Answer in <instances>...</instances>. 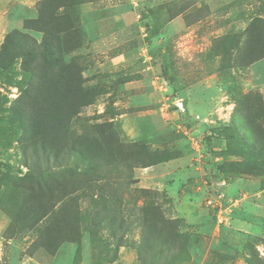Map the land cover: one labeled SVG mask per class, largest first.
I'll return each instance as SVG.
<instances>
[{"label":"rangeland","instance_id":"374dc122","mask_svg":"<svg viewBox=\"0 0 264 264\" xmlns=\"http://www.w3.org/2000/svg\"><path fill=\"white\" fill-rule=\"evenodd\" d=\"M82 1L92 4L59 11L72 30L53 56L80 67L92 96L71 130L98 138L111 126L112 151L99 169L73 155L67 168L41 157L29 170L21 61L0 66V264H141L139 246L143 264H165L176 250L155 230L168 220L185 241L171 264H264V116L250 107L258 94L264 108V59L244 66L264 0ZM23 21L0 27V46ZM176 96L188 116L176 112ZM90 180L99 193L73 191ZM59 182L68 191L55 205L46 188ZM44 209L50 215L40 221Z\"/></svg>","mask_w":264,"mask_h":264},{"label":"trees","instance_id":"16d2710c","mask_svg":"<svg viewBox=\"0 0 264 264\" xmlns=\"http://www.w3.org/2000/svg\"><path fill=\"white\" fill-rule=\"evenodd\" d=\"M82 0H43L37 8V17L26 19L22 23V30L14 29L7 33L0 46V66L10 65L13 58L21 61V70L25 80L24 89L17 98L21 119L25 121V138L21 143V153L23 164L34 170L38 168L41 157L45 161L51 162L57 169L67 168L73 155L77 156V161L83 166L92 169H99L103 160L110 155L105 145L106 140L111 148L112 139L111 126L105 125L99 131L101 137L88 138L84 135H77L71 130L73 118L91 103V92L83 86V78L80 67L70 61L67 65L59 64L60 56H53L58 43L64 36L72 30L68 26L70 21L66 13H60L72 7H79ZM32 33L42 35L38 41ZM74 48L78 47L77 39ZM244 66L252 65L264 59V18L257 17L252 20L245 45ZM255 104L256 108L264 116V108L258 94H255L250 101V107ZM104 132L106 139H104ZM257 137L260 140L262 150H264V129L257 126ZM117 143V142H116ZM117 147L122 151V145L117 143ZM151 164H145L143 168ZM87 188L82 185L77 186L73 191L78 192L84 189H93L96 193L101 190V185L96 181ZM87 183V184H88ZM50 185L47 189L49 199L57 195V203H63L67 196V184ZM56 188H59L56 189ZM57 191V194L54 192ZM71 193V192H70ZM69 194V193H68ZM52 205L50 206L51 211ZM62 208V207H61ZM49 210L43 211L40 221L50 215ZM62 215H59V220ZM170 220L164 221L160 228L155 231L166 233L171 241L168 250H176V254L170 257L171 264L178 259L184 251L185 241L176 231ZM61 238L63 228L55 230ZM49 225L44 228L43 234L51 237ZM68 237V236H67ZM76 240V234L70 241ZM121 246V245H119ZM139 253L138 259L143 264L141 247L133 248ZM172 259V260H171ZM252 264V261L249 262Z\"/></svg>","mask_w":264,"mask_h":264},{"label":"crops","instance_id":"0c3cea01","mask_svg":"<svg viewBox=\"0 0 264 264\" xmlns=\"http://www.w3.org/2000/svg\"><path fill=\"white\" fill-rule=\"evenodd\" d=\"M42 1L43 0H0V27L6 25L5 28H7L8 24L14 21L15 18H24V20L36 18L38 14V5ZM87 4L90 5L92 3L91 1L81 3L79 7Z\"/></svg>","mask_w":264,"mask_h":264},{"label":"built area","instance_id":"2783aa9c","mask_svg":"<svg viewBox=\"0 0 264 264\" xmlns=\"http://www.w3.org/2000/svg\"><path fill=\"white\" fill-rule=\"evenodd\" d=\"M158 79V78H157ZM159 83V88L162 90V92L163 93H167V83L165 82V80H161L160 82H158ZM168 99H169V97H166V101H168ZM165 101V102H166ZM172 105H173V107L175 108V110H176V112L180 115V116H182V117H186V116H188L189 115V112H188V110H187V107H186V105H185V103H184V101L182 100V98H180V97H178V96H176V97H174L173 99H172ZM199 120H201L200 119V116H198V115H196V116H194V121H199ZM193 146L194 147H197L198 146V141L197 140H195L194 142H193ZM220 222V221H219Z\"/></svg>","mask_w":264,"mask_h":264}]
</instances>
